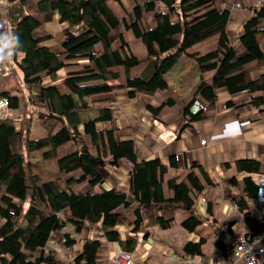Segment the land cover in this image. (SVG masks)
I'll return each mask as SVG.
<instances>
[{
  "label": "trees",
  "instance_id": "obj_1",
  "mask_svg": "<svg viewBox=\"0 0 264 264\" xmlns=\"http://www.w3.org/2000/svg\"><path fill=\"white\" fill-rule=\"evenodd\" d=\"M110 1L8 0L7 22L21 41L12 61L23 85L32 91L31 104L37 108L39 122L47 134L29 138L31 118H26L23 129L16 127L11 115L0 118V264H63L44 248L52 233L67 225L74 235L85 226H96L106 242H117L121 251L132 253L139 238L148 237L144 233L146 227L170 228L177 210L188 213L181 222L186 231H195L205 221L195 204L203 184L210 185L212 181L200 165L192 163L183 178L175 174L165 181L166 172L177 167L175 156L170 157L169 166L157 158L139 160L132 139H118L111 128L96 126L117 115L111 105H106L108 98L95 97L110 93L122 72L126 73L130 98L136 92L152 94L167 89V74L182 56L190 57L200 80L182 108L188 121L198 120L203 114L190 112L193 100L213 105L219 88H225L230 95L248 92L250 104L257 108L264 105V51L257 38L264 32V1L251 7L252 17L244 22L239 36L243 51L239 54L226 32L229 12L218 9L215 0H131L133 6L127 11L125 29L132 38L141 40L147 52L143 59L128 58L114 45L112 35L121 20ZM114 1L122 6V0ZM54 13L60 23L75 30L71 38L62 42L60 52L44 44L51 37L44 25ZM214 36L217 41L213 49L202 54L189 52L191 47ZM118 37L124 46V36ZM151 59L142 75H130L131 66ZM253 64L262 72L248 80L245 69ZM61 69H66L62 80L65 91L55 83ZM211 71L213 74L206 81L203 75ZM0 96L9 99L10 111L19 109L17 95L2 90ZM174 102L175 98L169 95L158 110ZM225 105L234 104L228 100ZM94 108L98 110L96 117L81 119V111ZM24 150L40 151L44 159H54L56 176L40 178L31 173ZM121 161L131 167L128 192L118 187L95 191L94 187L103 183L99 168L118 166ZM234 166L243 176L239 180L230 177L229 183L237 188L230 198L242 213L247 228L243 235L252 240L264 233L261 219L249 206V202L260 205L256 201V176L264 175V164L256 158H242ZM165 187L171 191L168 196ZM25 202L28 204L23 208ZM119 208H127L133 214L132 227L124 238L115 228L121 214ZM207 213H211L210 203ZM205 241H187L183 254L201 255ZM76 243L80 248L74 251L73 264H98L100 238L76 240L72 234L64 235L67 249ZM216 244L226 247L220 240Z\"/></svg>",
  "mask_w": 264,
  "mask_h": 264
},
{
  "label": "crops",
  "instance_id": "obj_2",
  "mask_svg": "<svg viewBox=\"0 0 264 264\" xmlns=\"http://www.w3.org/2000/svg\"><path fill=\"white\" fill-rule=\"evenodd\" d=\"M215 5L218 9L229 12L226 32L232 46L237 49L239 54L243 53L239 45V36L243 32L244 22L252 17L251 7L256 5L255 0H215ZM5 21V24L9 25L7 19ZM48 22L44 25L45 31L51 35L49 38L51 43L47 46L54 52H60L64 39L71 33H75V30L70 29L66 23H61V31L54 23L47 25ZM117 31L118 33H116ZM124 32L127 33L128 31L126 29L122 31L120 23L113 34L117 39L119 34L124 36ZM211 38L210 41L204 40L198 43L194 50L189 52L204 53V51L207 52L213 49L216 46L217 39L216 36ZM257 38L259 43V35ZM260 40L264 43V37ZM113 43L115 45V39H113ZM199 46L209 48L200 51ZM260 47L264 51L263 46ZM121 49L124 50L125 47ZM179 62L182 66L167 74L169 87L165 90H158L152 94L136 92L135 96L130 98L128 88L125 86L126 73L124 71L113 82L110 93L95 97L96 100L108 98L106 105H111L110 107L117 111L114 120L98 127L107 126L111 128L115 131L118 139H132L139 160L157 158L163 165L169 166L170 157L175 156L177 167L166 172L164 175L165 181L175 174L183 178L190 170L192 163L200 165L212 181L210 185L203 184L204 189L201 194H198L195 204L197 213L207 220L205 219L193 232L185 229L182 231V241L178 246V250H172L175 245L172 244L171 240L164 238L162 242L159 239L167 231L160 233L157 231L168 230L171 227L168 229L149 227L144 230L148 237L146 239L140 237L137 248L132 253L137 259V263L142 264H151L149 260L152 259V250H155L160 256L166 255L167 252L171 254V251H173L176 254V261L174 262H177L176 264H240L233 255L227 252V245L231 236L243 235L247 233V228L244 225L242 213L233 206L231 201V194L236 193L237 188L229 183V179L236 176L239 180L243 176L235 169L234 163L237 159L256 158L264 164V105L257 108L250 104L251 94L248 92L230 95L225 88H219L216 90V102L208 106L201 118L188 121L187 116L182 114V108L191 99L193 89L198 84L200 77L194 69V62L190 57L184 55ZM115 69L121 72L119 67ZM15 70L16 67L12 62L6 67H0V73H3V75H10ZM261 72L255 64L245 69L248 80L258 77ZM206 73L204 79L209 81L213 72L211 71V74ZM8 80L7 76V81L3 82L5 86L0 85V91L13 90L15 86L10 85L9 82L11 81ZM169 95L175 98L174 104L171 106L166 105L158 110L160 103ZM228 100H231L234 105L227 107L225 103ZM158 111L159 113H157ZM230 121L240 123V133L233 139H224L222 137L226 131V125ZM202 140H205L204 144H201ZM130 168V165L125 164L123 161L119 162L118 166L105 165L102 168L104 171H100L103 174V183L94 187V190L100 191L118 187L128 192ZM122 183H125V187H121ZM165 193L170 194L168 190H165ZM202 198H204V202L201 201ZM208 203L211 205L210 214L207 213ZM249 206L251 210L255 211V214L259 215L260 213L262 219H264V206L261 204L256 206L252 202H249ZM119 211L121 214L115 228L124 238L126 232L132 227L133 214L127 208H119ZM176 214L182 220L188 215L187 212L180 213V210L175 212V216ZM204 223L208 224L212 230H216L214 234L218 237L217 240H214L212 247L208 249H204L209 241V236L205 235L202 229ZM54 234H59L56 239L53 238ZM65 234H72L76 240L100 238L102 245L98 251V264H115L112 262L111 256L114 252L120 250L117 242H106L96 227L91 229L85 226L79 234L74 235L70 225L65 226L60 231H54L44 248L47 252H53L63 264H73L74 251L80 248L79 243H76L67 249L64 245ZM200 238L206 239L201 246V255L187 256L183 254L182 247L187 241L197 242ZM218 240L225 244V249L216 244ZM260 242L264 244V233L261 234Z\"/></svg>",
  "mask_w": 264,
  "mask_h": 264
},
{
  "label": "rangeland",
  "instance_id": "obj_3",
  "mask_svg": "<svg viewBox=\"0 0 264 264\" xmlns=\"http://www.w3.org/2000/svg\"><path fill=\"white\" fill-rule=\"evenodd\" d=\"M110 4H111V7L113 8V10L116 12V14L119 16V18L121 20L122 31H125L124 22L128 23L127 11L131 10V8L133 6V2L131 0H122V6H121L116 1L111 0ZM7 7H8V0H3V3L0 4V8H1V10H0V21L1 22L3 21L4 24L6 22L5 20L7 19V13H8ZM51 23H54L57 26L58 30L62 29L61 28L62 24L58 21V14L57 13L53 16L52 20L47 23V25H49ZM5 25H6V28L9 30L10 26L7 24H5ZM64 28H65V25H64ZM118 31H119V29H118ZM118 31L116 33H118ZM263 35H264V32H261L259 34V46L262 45L264 48V43L260 40L261 38L264 37ZM72 36H73V34L71 33L64 40H67V39L71 38ZM112 38L115 39V46L116 47L124 48V46H125V49L123 51H124V54L127 55L128 58H134V59L135 58H139V59L145 58V54L147 52H146L144 45L142 44L141 40H139L137 38H132L129 32H127V33L124 32V38L127 41V43L124 46L122 45V42H121L119 37H117V39H116L115 34L112 35ZM209 39H212V38H209ZM209 39H207V40L210 41ZM207 40H205V41H207ZM49 43H51L50 39L45 40V42H44L45 45H47ZM195 46L191 47L189 49V51H193ZM208 48L209 47L199 46L200 51L207 50ZM205 52L206 51H204V53ZM199 53H201V52H199ZM20 57H21V54H19L18 58L20 59ZM151 61H152V59L150 61H144V62L141 61L142 63L140 62V64L131 66L129 73L131 74V76L142 75L146 71V69L149 67ZM12 63L14 64L13 61H12ZM179 66H182L181 62L176 64L170 70L169 73L173 72V70ZM65 73H66V69L59 70V72H58L59 78L55 82L56 84H58L60 86V89L62 91L66 90L62 84V80L65 77ZM208 73L211 74V72H208ZM0 75H1L0 76V85H2L4 81H7V76H8V79L11 81V82H9L10 85L13 84L15 86V87H13V90H12L13 93L20 98L19 109L15 110V111L14 110L10 111V109H9L8 113H6L3 116L11 115L12 118L14 119L16 127H20L19 129H23V127L26 126L24 124V122H26V120H27L26 118H31L29 138L36 139V138H40V137L45 136L47 134V130L39 122L38 114H37V108L31 104L32 91L25 84L23 85L22 78L20 76V72L16 69L10 75H3V73H0ZM206 75H207V73L204 74V78L206 77ZM48 81H49V79L46 78L45 82H48ZM3 85L5 86V84H3ZM12 91H10V92H12ZM95 104L96 103H92L93 106ZM80 115H81V119L86 121L88 118L96 117L98 115V110H96L94 108V109H91L89 111L86 110V112L81 111ZM99 125L102 126L103 123H98L96 126L98 127ZM23 155H24V159L26 161V167L29 171L31 170V173L39 174L38 177H40V178H50V177L56 176V175H54V173H55V171H54V168H55L54 159H52V158L48 159V160L44 159L42 157L40 151H32L30 153H27L24 150ZM102 168L103 167L99 168V171L103 172L104 169L102 170ZM121 187H125V183H122ZM165 190L166 191L168 190L171 193V191L167 187H165ZM166 196H168V195L166 194ZM27 204H28V202H25L23 204V208L26 207ZM181 212H186V211L180 210V213ZM181 222H182L181 217H179L178 214H176L175 219H174L170 229L157 231L158 233L167 231L166 234L161 235V237L159 239L161 241L164 240V238L166 240H171L172 244L175 245V248L172 250H178V246H179V244H181V241H182V231H184V228L182 227ZM88 227H90L91 229H94L96 226H88ZM202 227H203L202 229H203V232L205 233V235L209 236V238H208L209 241L204 246V249H208L209 247H212L214 240H217L218 237L215 236V234H214L216 230H214V229L212 230V228H210L208 226V224L204 223L202 225ZM146 228H149V227H146ZM58 235L59 234H54L53 238L56 239ZM171 252H172L171 254H169V252H167L166 255L160 256L155 252V250H152L151 254H153V255H152V259H150L149 262H151V264H153V263H155V264H172V263L176 264L177 262L174 263L176 261V254L173 253V251H171ZM59 256L62 257L61 255H59ZM132 264H142V263H137V259L133 256Z\"/></svg>",
  "mask_w": 264,
  "mask_h": 264
},
{
  "label": "built area",
  "instance_id": "obj_4",
  "mask_svg": "<svg viewBox=\"0 0 264 264\" xmlns=\"http://www.w3.org/2000/svg\"><path fill=\"white\" fill-rule=\"evenodd\" d=\"M264 0H255L256 6H260ZM208 106L199 99H194L190 105V112L196 114L198 112H206ZM9 110V99L4 96H0V118L8 113ZM205 140L201 141L204 144ZM257 193L256 201L264 206V175L256 176ZM204 202V198L201 199ZM235 208H238L236 204L233 203ZM260 219L261 223L264 225V219H262L260 213L256 214ZM261 235L250 240L244 235L231 236L229 243L227 245V252L234 256L240 264H249V260L252 256H255L259 261V264H264V244L260 242ZM258 241V243H256ZM250 249H252L250 251ZM133 253L118 250L114 252L111 256L112 262L115 264H132Z\"/></svg>",
  "mask_w": 264,
  "mask_h": 264
},
{
  "label": "clouds",
  "instance_id": "obj_5",
  "mask_svg": "<svg viewBox=\"0 0 264 264\" xmlns=\"http://www.w3.org/2000/svg\"><path fill=\"white\" fill-rule=\"evenodd\" d=\"M3 0H0V4ZM21 48V41L19 37L8 30L4 23H0V67H6L11 64L12 60L17 54V51ZM241 125L238 121H230L226 125V131L222 138L233 139L239 135ZM258 243V241H256ZM252 249H250L251 251ZM264 251V249H262ZM249 264H259V261L255 256H252L249 260Z\"/></svg>",
  "mask_w": 264,
  "mask_h": 264
}]
</instances>
